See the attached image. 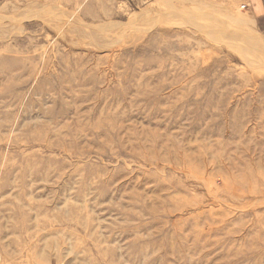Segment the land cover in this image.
<instances>
[{
	"label": "rangeland",
	"instance_id": "1",
	"mask_svg": "<svg viewBox=\"0 0 264 264\" xmlns=\"http://www.w3.org/2000/svg\"><path fill=\"white\" fill-rule=\"evenodd\" d=\"M0 264H264V0H0Z\"/></svg>",
	"mask_w": 264,
	"mask_h": 264
}]
</instances>
